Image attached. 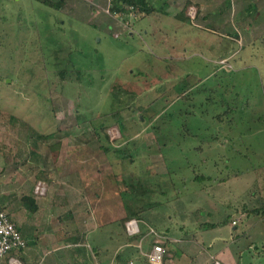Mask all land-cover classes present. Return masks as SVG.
Masks as SVG:
<instances>
[{
  "label": "rangeland",
  "instance_id": "374dc122",
  "mask_svg": "<svg viewBox=\"0 0 264 264\" xmlns=\"http://www.w3.org/2000/svg\"><path fill=\"white\" fill-rule=\"evenodd\" d=\"M46 1L0 0V203L22 263L150 264L161 240L163 264H264V0Z\"/></svg>",
  "mask_w": 264,
  "mask_h": 264
},
{
  "label": "built area",
  "instance_id": "2783aa9c",
  "mask_svg": "<svg viewBox=\"0 0 264 264\" xmlns=\"http://www.w3.org/2000/svg\"><path fill=\"white\" fill-rule=\"evenodd\" d=\"M126 228L130 235L141 232L139 222L136 219L127 221ZM150 233H156L155 229L151 227ZM26 247L27 241L22 231L4 206L0 204V260H7V264H23L18 251L24 250ZM166 253L167 247L161 240H156L150 250L143 254L151 264H163Z\"/></svg>",
  "mask_w": 264,
  "mask_h": 264
},
{
  "label": "trees",
  "instance_id": "16d2710c",
  "mask_svg": "<svg viewBox=\"0 0 264 264\" xmlns=\"http://www.w3.org/2000/svg\"><path fill=\"white\" fill-rule=\"evenodd\" d=\"M49 5H53V6H57V7H61V5H62V0L60 1V2H58V3H54V2H52V1H46ZM188 3L189 2H187V5H188ZM112 9H113V11L114 12H116V13H119L120 14V10H122V9H126V10H128V11H126L127 13H131L132 11H129L130 9H137V11L139 10V11H143L145 14H149V13H152L153 11H154V7L153 6H151V5H148V1L147 0H118V1H116V4L112 7ZM116 114H117V111H113V112H111V113H108V115H110V116H114V117H116ZM101 128H104V126L103 125H101V127L98 129V128H96V134H97V136H101V134H102V132H101ZM48 135H51L50 133L48 134ZM105 136H107V135H105ZM21 200H22V202H23V204H24V206L27 208V209H37L38 208V202H37V200H36V198H35V196L34 195H32V194H24L23 196H22V198H21ZM1 204V203H0ZM1 205H3V204H1ZM4 206V205H3ZM4 208L6 209V207L4 206ZM260 208V207H259ZM259 208L257 207V208H254L253 209V213L255 214V216H257V215H261V216H264V211H263V214H259L260 213V211L258 212V210H259ZM7 210V209H6ZM8 212V211H7ZM9 213V212H8ZM9 215H11L10 213H9ZM12 217V216H11ZM13 218V217H12ZM134 218H136V219H140L139 218V213L138 212H130L129 213V215H127L126 216V218H124L125 219V222L126 221H128V220H130V219H134ZM18 226V225H17ZM19 227V226H18ZM19 229H20V227H19ZM21 230V229H20ZM22 231V230H21ZM23 233V232H22ZM24 236V235H23ZM25 240L27 241V239L25 238ZM23 250H20V251H18L19 253H18V255L19 256H21L20 254H21V252H22ZM122 258V254H118L117 255V259H121ZM20 259H22L21 257H20ZM148 260V259H147ZM149 262V261H148ZM150 263V262H149ZM151 264V263H150Z\"/></svg>",
  "mask_w": 264,
  "mask_h": 264
},
{
  "label": "crops",
  "instance_id": "0c3cea01",
  "mask_svg": "<svg viewBox=\"0 0 264 264\" xmlns=\"http://www.w3.org/2000/svg\"><path fill=\"white\" fill-rule=\"evenodd\" d=\"M196 4H199V6L201 5V7H203V3H204V1L203 0H193ZM70 2L72 3V5L73 6H77V5H79L80 3V1L79 0H70ZM184 7V6H183ZM260 16H258V18H259ZM114 20V19H113ZM258 216V215H257ZM257 219L259 220V216L257 217ZM81 239H83V238H81ZM83 242H85V241H83ZM83 242H82V244H80V243H78V244H76V245H83ZM75 245V246H76ZM64 246H66V245H64ZM58 248V247H57ZM57 248L55 249V250H57ZM25 250V249H24ZM23 250V251H24ZM84 252H85V254H83L82 253V250L81 249H79V250H77L76 251V254L74 255L75 257H76V261H78V264H87V263H89V264H94V262H93V259H92V257H91V252H93V251H89V252H87L86 250H83ZM220 251H222V249L220 250ZM67 253L66 252H61L60 254L58 253V255H55L56 257L55 258H60L61 260H64V259H66V257H67V255H66ZM57 256H59V257H57ZM94 258H96V260H95V262H97V256H95V254H94ZM101 258V257H100ZM67 261H69L70 259H66ZM57 263V262H56ZM62 264V263H61ZM99 264H113V259L112 260H110V259H106V260H102V261H100L99 262Z\"/></svg>",
  "mask_w": 264,
  "mask_h": 264
}]
</instances>
